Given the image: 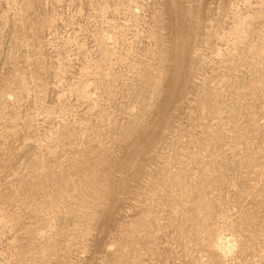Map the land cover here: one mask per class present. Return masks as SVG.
Masks as SVG:
<instances>
[{
    "label": "rangeland",
    "instance_id": "374dc122",
    "mask_svg": "<svg viewBox=\"0 0 264 264\" xmlns=\"http://www.w3.org/2000/svg\"><path fill=\"white\" fill-rule=\"evenodd\" d=\"M0 264H264V0H0Z\"/></svg>",
    "mask_w": 264,
    "mask_h": 264
}]
</instances>
